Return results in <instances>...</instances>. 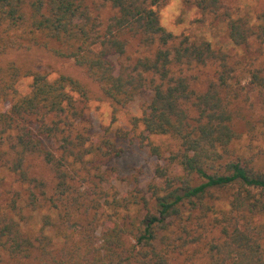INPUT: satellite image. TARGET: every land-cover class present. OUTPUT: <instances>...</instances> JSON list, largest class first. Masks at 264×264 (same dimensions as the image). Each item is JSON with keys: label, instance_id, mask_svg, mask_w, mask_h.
I'll return each mask as SVG.
<instances>
[{"label": "trees", "instance_id": "trees-1", "mask_svg": "<svg viewBox=\"0 0 264 264\" xmlns=\"http://www.w3.org/2000/svg\"><path fill=\"white\" fill-rule=\"evenodd\" d=\"M164 1L0 0V102L10 103L0 112V168L15 180L6 193L0 179V264H170L210 226L219 236L205 243V264H264V170L234 146L241 76L263 90L262 70L246 71L208 40L167 31L158 10ZM193 2L204 16L226 21L234 47L264 44V10L252 22L233 17L223 0ZM105 7L115 12L107 23ZM132 42L144 49L135 59ZM32 49L72 61L114 113L151 91L134 120L140 146L163 162L147 190L110 188L104 163L120 154L116 144L78 129L86 84L4 61ZM27 77L31 91L21 96L18 83ZM153 137L179 147L164 156ZM32 157L51 169V182L31 174ZM223 192H231L225 205ZM36 212L43 213L38 230L30 225Z\"/></svg>", "mask_w": 264, "mask_h": 264}, {"label": "rangeland", "instance_id": "rangeland-1", "mask_svg": "<svg viewBox=\"0 0 264 264\" xmlns=\"http://www.w3.org/2000/svg\"><path fill=\"white\" fill-rule=\"evenodd\" d=\"M223 2L225 9L233 17H247L252 22L256 21L260 12L264 10V0H223ZM160 6L158 10L161 23L167 31L177 36L184 35L192 39L208 40L216 48L226 50L233 60H241L246 71L260 69L264 76V44L254 41L247 48L234 47L228 38L226 21L223 18L215 19L204 16L195 7L193 0H165ZM114 13L110 7L101 9V21L107 23ZM131 44L128 54L133 59L140 53H144V49L137 47L136 42ZM4 61H16L30 71L45 73L50 80L62 75H69L86 84L90 94L88 99H83L79 103L80 109L83 110V116L78 124V129H85L84 131L96 134L100 138L111 139L116 144L120 154L104 163L105 169L112 172V178L108 181L110 188L113 187L122 194L136 188L147 190L154 181L156 166L163 163L152 155L148 148L140 146L134 131V120L140 118L151 103L152 93L150 90L142 91L127 107L114 113L110 102L100 94L98 87L72 61L60 60L51 53L40 49L12 52L5 56ZM204 72L212 73L213 71L207 68L204 69ZM241 80L242 83L238 87L240 97L235 103V108L241 113V117L235 122L236 130L240 133L241 138L234 146L243 159L254 160V164L264 170V89L260 90L251 84L247 72L241 76ZM32 81L31 77H27L18 83L17 88L21 96L29 94ZM201 87H203L202 84ZM9 108V102H0V112H5ZM152 141L161 146L164 156H168L170 152L176 151L179 147L177 141L170 137H153ZM45 144L53 151L59 146L55 140H46ZM2 150L4 147L0 141V151ZM32 158L29 161L31 174L51 182V169L41 158ZM0 179H2L3 191L11 192L15 182L12 175L0 168ZM230 196L231 192H223L220 195L221 202L224 205L227 204ZM32 214L30 225L38 230L41 227L43 213ZM207 225L209 227V223ZM193 231L195 235L202 232L200 230L199 232ZM218 236L219 232L210 226L207 232L203 231L202 239L204 240L202 242L177 251L172 256L170 264H205L204 245L212 237Z\"/></svg>", "mask_w": 264, "mask_h": 264}]
</instances>
